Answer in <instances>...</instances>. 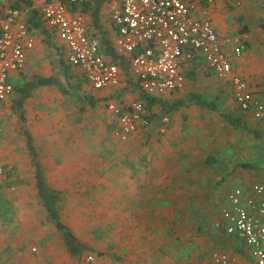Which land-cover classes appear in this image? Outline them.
Listing matches in <instances>:
<instances>
[{"label":"crops","instance_id":"1","mask_svg":"<svg viewBox=\"0 0 264 264\" xmlns=\"http://www.w3.org/2000/svg\"><path fill=\"white\" fill-rule=\"evenodd\" d=\"M109 10L110 6L106 12L103 4L100 11V22L102 28L113 37L114 29L110 17L105 15V13L109 14ZM87 17L90 21V15ZM210 17L234 71L247 81L253 99L264 104V0H214ZM34 35L35 45L28 52L26 64L35 57L39 38L41 40L43 37L45 40L44 36L37 32ZM53 38L61 46V54L57 53L61 59L60 68L66 70L63 73L64 80L67 85L77 88L78 95H71L78 103V107L74 120L72 119L73 123L65 122L66 120L63 118V124L66 125L63 134L60 133L59 137L56 135L57 138H53L51 130L46 131L45 137L48 142L46 149L65 150V147H62L64 144L76 142L79 144V139L83 135L92 139L94 123L112 122L111 134L116 138L113 133L115 117H112L114 115L107 109L106 100L117 97L119 102L130 103L138 99L139 92L132 84L133 79L130 76L129 80L126 79L127 74L121 70L120 82L117 87L111 90L94 89L84 80L80 69L68 66L67 69H70L67 71L64 68L63 62L67 63L65 46L56 36ZM237 45L242 46L239 56L233 53V48ZM198 71L196 78H186L182 89L165 93L164 99L168 102L186 99L191 92L214 99L222 111L229 113L232 117L241 118L251 128L260 132L261 146L263 147L261 159L255 161L257 154L255 155L253 150L257 149L258 144L254 145L255 141L251 135L241 133L239 129H235L224 121L217 111L205 106L187 104L174 109L169 115L170 124L164 133H159L158 123L154 121L143 130L134 132L126 140L128 143L121 145V148L125 150V146L131 141V147H136L137 140L149 139L151 155L147 166L148 171L145 173V170L141 172L138 170V172L131 173L133 171L130 168L121 170V176L113 180V182L121 184L118 188L121 192V255L127 257L131 264H211L210 253L209 259H202L201 254L205 250H214V247L237 253L234 250L241 244L232 237L223 236L222 227L217 225L220 215L218 210H214L215 200L221 198L219 204H225L226 196L231 189L242 187L248 190L253 183L264 182V119L257 120L249 112H242L237 107L228 82H220L216 77V80L213 79V75L205 76L202 70ZM19 75L20 73L14 77ZM50 86L55 85L38 86L33 91V95L38 91H41L42 95ZM79 86H84L88 94L78 92ZM13 97L14 94L3 111L0 166L8 163L13 164L15 161L13 155L7 157L4 155L5 152L11 151L12 147V143L9 144V127H11L9 111H12L10 104ZM89 97L93 99L94 103H90ZM27 100L24 102V125L30 130L35 140L32 127L28 124L29 117L25 107ZM63 109L67 114V109ZM153 111L159 114L162 112V108L156 105L153 107ZM90 113L93 117L89 116ZM84 125L86 132L81 134L80 131L83 130ZM22 126L18 118L20 132ZM56 127L57 125L54 126V129ZM78 127L81 130H77ZM67 137L70 138L68 142H66ZM26 149L25 146L27 153ZM208 157L210 160H207ZM236 158L252 162L255 167H233L234 162H237ZM38 160L44 170L47 183L55 190L60 191L62 198L65 197L68 190L54 185V180L49 177L44 168L46 165H42L39 158ZM135 162L137 161H133L134 166ZM50 165L61 164H57L54 158ZM231 168L234 169L229 172ZM32 178L34 179V166ZM258 178L262 180H258ZM72 179L77 184L69 188L71 192L87 190V186L80 185L85 182V177L78 176ZM61 181L60 176L56 183ZM217 187L219 189H216ZM105 190H109V188H105ZM90 192H92V187ZM0 209L6 208L0 207ZM44 215L47 217L46 212ZM64 222L81 242L88 246L91 245L89 240L79 237L78 227L68 224L65 220ZM95 222L97 220H94ZM90 225L93 224L89 223L87 227ZM100 225L95 223V227ZM196 232L204 236H198V239H194L195 241L192 242ZM207 232H211V234L206 235ZM179 235L180 238H178ZM56 237L57 239L51 241L52 246L49 244L59 253V257L55 258V264H79L77 255L68 252L58 232ZM117 238L119 239L120 236ZM156 240L159 242H155ZM162 243H165V247L159 250ZM101 245H107V243L102 242L94 248L91 245L92 249L86 256L92 255V260L96 259V255H100L97 249ZM110 253L112 252L106 253V256L115 255ZM237 254L240 259H247L244 248Z\"/></svg>","mask_w":264,"mask_h":264},{"label":"built area","instance_id":"2","mask_svg":"<svg viewBox=\"0 0 264 264\" xmlns=\"http://www.w3.org/2000/svg\"><path fill=\"white\" fill-rule=\"evenodd\" d=\"M15 1L19 5L15 6ZM80 2L32 0V7L38 9L48 31L64 44L69 66L80 69L94 89L111 90L120 82L121 69L101 51L87 15L71 11L72 5ZM213 4L214 0H115L109 10L114 29L112 48L128 56L130 77L153 96L182 89L185 68L199 55L214 77L230 84L237 107L262 120L264 104L253 99L247 81L234 71L214 29L210 17ZM27 9L22 0H0V139L3 111L14 94L10 78L23 70L35 45L34 32L25 18ZM241 50L237 45L233 53L239 56ZM106 107L116 117L113 133L121 141L151 123L148 109L139 98L130 103L109 98ZM169 124L170 117L162 116L159 133H164ZM219 215L217 225L244 246L247 259L214 249L210 252L211 264H264V182L253 183L248 190L231 189ZM92 259V255L85 258Z\"/></svg>","mask_w":264,"mask_h":264},{"label":"rangeland","instance_id":"3","mask_svg":"<svg viewBox=\"0 0 264 264\" xmlns=\"http://www.w3.org/2000/svg\"><path fill=\"white\" fill-rule=\"evenodd\" d=\"M113 1L115 0L104 3L106 12ZM105 15L110 17V13H105ZM50 39V42H46L43 37L41 40L39 38L35 57L26 64L25 69L20 72V76L31 79L37 75H56L70 90L64 80L63 69L60 68L61 46L56 43L53 37ZM129 76V74L126 75V79L129 80ZM212 78L215 79V77ZM218 80L222 82V80ZM78 92L88 94L84 86L80 87ZM114 99L118 101L117 97ZM25 107L29 117L28 124L31 125L32 132L35 134L38 158L42 165H46L44 168L49 177L54 180V185L68 190L59 203L63 219L68 224L78 227L79 237L89 240L92 248L102 242L107 243V245L98 247L100 255H96V259L86 262L85 256L88 253H84L78 260L76 258L74 260L79 261V264H131L127 257L121 255V192L118 190L121 184L113 182V180L121 176V170L129 168L133 171L131 173L138 172V170L140 172L145 170L147 173L151 155L150 140H137L136 147H131V141L123 150L121 145L127 144L128 141L122 142L112 136V122L94 123L92 139L83 135L79 139V144L77 142L64 144L62 147H65V150H47L46 131L51 130L53 138L59 137L60 133L63 134L66 127L63 120L73 123L72 119L74 120L78 103L73 99L71 93H63L56 86H50L42 95L41 91L36 92L27 100ZM63 108L67 109V114ZM9 114L11 125L9 127V144L12 143V147L11 151L5 152L4 155L6 157L13 155L15 161L13 164L8 163L0 166L2 169L0 173V180H2L0 181V207L6 208L0 209V264H55V258L59 257V253L49 244L52 246L51 241L57 239L56 228L45 217V210L36 196L32 178L33 164L31 157L25 151L24 140L20 128H18V116L11 110ZM89 116L93 117L92 113ZM82 120L80 121L82 122ZM55 125H57L56 129H54ZM84 129L85 125L83 130L79 127L77 130H81V134H85L86 130ZM69 139L67 137L66 142ZM81 140L82 142H80ZM121 152L123 153L121 154ZM253 152L255 155L258 153L256 148ZM54 158L56 163L61 165H50ZM135 160L137 162L134 166L133 161ZM235 160L237 161V158ZM60 176L62 181L56 183ZM78 176L86 178L85 182L80 185L88 188L83 192H71L69 188L77 184L72 178ZM260 179L258 178V180ZM91 187L92 192H90ZM105 188H109V190H105ZM220 200L221 198L215 200L214 210L220 205ZM94 220H97L95 223L101 225L95 227ZM89 223L94 227L93 225L87 227ZM196 233L192 242L195 241L194 239H198V236H204ZM117 236L120 238L118 239ZM207 244L208 242L206 247ZM164 247L165 243H162L158 249L162 250ZM109 252L115 255L106 256V253ZM163 261L168 262L165 259Z\"/></svg>","mask_w":264,"mask_h":264},{"label":"trees","instance_id":"4","mask_svg":"<svg viewBox=\"0 0 264 264\" xmlns=\"http://www.w3.org/2000/svg\"><path fill=\"white\" fill-rule=\"evenodd\" d=\"M26 6L28 7L26 11V22L28 24V28L34 33L37 32L39 35L44 36L46 42H50V38L53 35L48 31L47 27L43 25V21L40 15V12L37 8L32 7V0H22ZM109 0H81L80 4H73L71 7V11H80L83 14L90 15V30L93 34L99 37L101 43V51L108 56L110 59L115 61L121 70H123L127 75L128 72V56L116 53L111 45L112 37L109 35L107 30L102 28L100 22V11L105 2ZM19 2V1H18ZM17 1L13 2L15 6L19 5ZM64 68L67 69L69 64H65L63 62ZM198 70H202L205 76L212 75L203 64L201 56L195 55L193 58V62L190 66L185 68V78L194 79L198 75ZM66 70H63L65 73ZM84 77V76H83ZM84 80L86 78L84 77ZM87 81V80H86ZM10 82L13 87L14 97L10 104L11 109L14 113L17 114L18 118L22 123L21 134L23 136L27 153L31 157L32 164L34 166V185L36 189V196L38 198L39 203L44 208L47 218L49 221L55 226L58 234L63 240L67 250L69 253L77 255L78 259L84 254L89 253L91 251V247L87 244L81 242L74 232L69 228V226L64 222L61 212L59 209V203L62 199L60 191L52 188L46 181L44 170L38 160L37 147L35 144V140L30 130L24 125L25 122V112H24V102L33 95V91L41 85H55L57 89L63 93H71L73 95H78L76 89L69 86L70 90L67 89L66 86L63 85L61 80L56 75L51 76H42L37 75L32 79H26L23 76L11 77ZM132 84L136 90L139 92V99L144 101L147 109H148V118L150 122L154 121L159 124V120L162 116H169L170 113L179 108L180 106H185L187 104H194L205 106L211 110L217 111L220 117L228 122L235 129H239L241 133L249 134L254 139V145L257 143V151L256 153L257 159H261V153L263 152V147L261 146L262 136L260 132L256 129L251 128L248 124H246L241 118L232 117L229 113L222 111L218 105L215 103L214 99H206L205 97L199 95L196 92H191L186 99H177L173 102H168L164 99L163 96H153L148 95L144 91H142L139 85L132 81ZM79 98V96H77ZM90 103H94L93 99L88 98ZM159 105L162 108L161 113H156L153 111V107ZM82 107V106H81ZM244 112V111H242ZM259 142V143H258ZM256 147V146H255ZM264 159V158H263ZM262 159V160H263ZM207 160H210L208 157ZM233 167H243V168H254L255 164L252 162H246L244 160H237L234 162ZM234 168H231L233 170ZM219 208H215L218 210ZM222 232V235L225 237H229L225 233ZM203 234H205L203 232ZM211 232H207L206 235H210ZM240 244V243H239ZM244 246L241 244L239 248L235 249V252H240L243 250ZM211 251V250H210ZM210 251L205 250L202 252V259H209ZM201 255H199L201 257Z\"/></svg>","mask_w":264,"mask_h":264}]
</instances>
